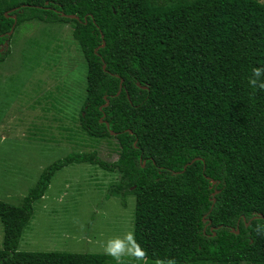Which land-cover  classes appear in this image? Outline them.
Segmentation results:
<instances>
[{"label":"trees","instance_id":"obj_1","mask_svg":"<svg viewBox=\"0 0 264 264\" xmlns=\"http://www.w3.org/2000/svg\"><path fill=\"white\" fill-rule=\"evenodd\" d=\"M29 23L69 26L86 68L79 132L113 139L117 158L67 153L17 206L0 201V264H116L105 254L17 251L32 204L72 164L114 173L106 197H133L131 245L147 252V264H264V91L248 83L264 67V5L0 0V63ZM40 45L26 44L34 53Z\"/></svg>","mask_w":264,"mask_h":264},{"label":"rangeland","instance_id":"obj_2","mask_svg":"<svg viewBox=\"0 0 264 264\" xmlns=\"http://www.w3.org/2000/svg\"><path fill=\"white\" fill-rule=\"evenodd\" d=\"M69 29L29 23L10 38L0 63V201L17 206L42 169L67 153L94 150L105 162L117 158L113 139L79 132L86 68ZM29 40L41 44L36 53L32 48L39 46L29 49ZM115 180L114 173L88 164L57 171L32 204L17 251L105 254L109 241L131 246L134 200L105 196Z\"/></svg>","mask_w":264,"mask_h":264},{"label":"clouds","instance_id":"obj_3","mask_svg":"<svg viewBox=\"0 0 264 264\" xmlns=\"http://www.w3.org/2000/svg\"><path fill=\"white\" fill-rule=\"evenodd\" d=\"M248 83L250 87L264 91V67L254 68L252 77L249 78ZM259 231L261 230L258 229V232ZM127 238H130V241H135L133 234H129ZM104 251L106 255L111 256L116 261V264H126L125 257L144 261L145 264H147V252L136 243H132V245L129 246L119 241H109L105 246ZM155 264H163V262L157 261ZM167 264H175V262L169 260L167 261Z\"/></svg>","mask_w":264,"mask_h":264},{"label":"water","instance_id":"obj_4","mask_svg":"<svg viewBox=\"0 0 264 264\" xmlns=\"http://www.w3.org/2000/svg\"><path fill=\"white\" fill-rule=\"evenodd\" d=\"M5 17H7V15H6V13H5V15H4ZM65 17H67L68 19H76V17H74V16H70V15H68V16H65ZM10 18L14 21V16H10ZM14 25V24H13ZM13 25H12V27H11V29L9 30V32L7 33V35H10L11 33H12V29H13ZM101 47H103V43L99 46V48H101ZM102 69H104V65H102ZM119 90H120V83H119V86H118V90H117V93L115 94V96L119 93ZM107 104V102L105 101V104L103 105V106H105ZM107 127V126H106ZM111 136H114V133H112V132H110L109 133ZM195 160H197V159H195ZM143 165V162L141 163V166ZM184 169V168H183ZM212 184L214 183V182H211ZM211 184V185H212ZM255 218H257V217H253L252 219H255ZM247 225V224H246ZM235 234L237 233V231H235L234 232Z\"/></svg>","mask_w":264,"mask_h":264}]
</instances>
